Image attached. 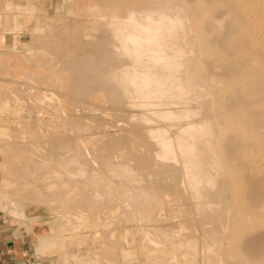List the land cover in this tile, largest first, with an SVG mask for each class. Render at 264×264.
Here are the masks:
<instances>
[{
  "label": "rangeland",
  "instance_id": "1",
  "mask_svg": "<svg viewBox=\"0 0 264 264\" xmlns=\"http://www.w3.org/2000/svg\"><path fill=\"white\" fill-rule=\"evenodd\" d=\"M137 1L0 0V127L8 129V138L0 140V161L7 165L0 168L10 169L1 175L41 187L61 210H74L58 218L35 201L21 208L54 234L60 224L57 239L75 237L65 243L74 260L66 261L57 248L39 252L49 264H243L244 234L253 227L252 220L238 222L237 214L246 213L249 195L242 208L233 191L213 196L234 180L219 175L215 161L225 129L231 133L223 120L229 113L211 109L217 96L212 87L185 79L190 54L184 39L180 57L163 61L160 79L141 75L132 81L130 54L140 47L141 56L151 52L152 31L142 25L144 8L135 7ZM145 1L159 13L161 0ZM163 3L169 7L168 0ZM173 8L168 11L175 19ZM198 160L204 161L196 164L204 167L200 174L193 165ZM206 183L211 188L204 191ZM24 190L25 197L36 195ZM13 205L8 207H18ZM219 212L237 216L234 224L217 222ZM72 220L83 228L71 229Z\"/></svg>",
  "mask_w": 264,
  "mask_h": 264
},
{
  "label": "bare ground",
  "instance_id": "2",
  "mask_svg": "<svg viewBox=\"0 0 264 264\" xmlns=\"http://www.w3.org/2000/svg\"><path fill=\"white\" fill-rule=\"evenodd\" d=\"M137 2L138 3L135 7L144 8L142 25L149 29V31H152L150 32L151 52L146 56H141L144 49L140 47L137 53L130 54L131 57H129L128 60L133 63V67L136 71L132 81H136L141 75H143L147 81H152L155 78L160 79L165 73L163 61H170L171 59L176 58V56L180 57L181 50L183 51L187 45L189 49L186 48L185 52L188 50L190 56H187L185 53L186 58L188 57L187 61L189 63V68L187 69L188 72H185L187 75L185 79H190L191 84L194 87H198L199 83H196V80L198 79H201L202 84L212 87L217 95L214 97V103L210 106L214 112L217 113V110L220 111L218 107H221L222 110H226L229 114L234 112L233 115L228 114L224 119L221 117L228 125L227 130L229 129V132L231 133L229 134L225 129L226 133L225 135L223 134L224 137L221 138L223 140L222 147L218 150V153L216 154L217 159H215L216 163L220 165V170H218L219 175H228L230 179L232 178L234 180L230 186L226 185L232 180H230L229 177L227 178L229 181L223 183V185L225 184L229 187L226 191H223L219 187L222 184L218 182L219 188L217 187V196L214 194L216 191L213 193V196L217 197L218 200L219 197L222 198L227 192L233 191L236 193V196L235 194L234 196L236 197V201H238L237 204L241 206L245 200L247 201L245 195H249L248 202H251V204L249 203L250 205L248 206H250V208H246L248 206H243L246 213H243L240 210L238 211L239 213L237 212L238 217L236 216L239 220L238 222L242 224L252 220V231H248L244 234L246 237L245 244H247L245 247L247 248H243V245L241 244V251L246 252L248 255V260H244L243 264H264V231H261L262 229L258 227V225L256 226L258 220V223L261 224L262 227L264 226V0H168L169 7H166L167 4L165 3V5L163 0H161L158 5L159 13H157L156 10L155 12L153 9L151 10L153 12L148 10L151 7L149 2L145 0ZM148 4L150 5L149 7ZM155 6L156 5L153 7ZM171 7H175L173 8L175 13L173 11L174 14H172L175 16V19L171 18L172 9L171 11H168ZM166 11L170 14H167ZM154 12L159 16L156 17L159 21L155 18L158 22H155L154 20ZM151 13L153 14L151 15ZM166 21L169 22V24H167ZM158 29L159 31H157ZM155 31H157L158 34H155ZM183 39L186 40V44H184L185 46L183 45L184 48L182 46ZM77 43L79 42L77 41ZM79 44L80 46L82 45L81 43ZM170 45L171 47H175L173 48V50L175 49V52L172 50L174 53L170 52L172 49L170 48ZM181 47L183 49H181ZM182 55H184V53H182ZM194 66L196 68H194ZM189 74L190 76H188ZM137 99H141V96ZM209 108L207 109L206 114H208V110H210ZM218 125H220L218 129L220 130L221 128L220 132H223V125L219 124V122ZM216 130L215 133L218 135L219 130ZM87 149H89V147H87ZM47 153H51L50 150ZM95 153V157H97V152ZM202 153L204 154L203 151ZM45 154H43V157ZM209 154L207 157H209ZM206 155L207 154H205V156ZM201 156L204 155H200V157ZM212 156L213 155H210L211 160L213 159ZM204 157L201 158L206 160L205 163H207V160H210V157L208 159L207 157L206 159ZM211 160L208 162H212ZM201 162L204 161L198 160L193 163L196 167L194 170H198ZM197 163L199 164V167L196 165ZM205 163H202V166L209 164ZM203 168H200L198 172H195L200 174V171ZM205 168L207 170V167ZM11 172L13 171L11 170ZM195 172L194 174H196ZM206 174H208V172L204 171V175ZM13 175H15V173ZM204 178L200 181L202 182L201 184H203ZM221 180H223V178ZM204 185L207 186L208 183ZM204 185L202 186L205 189ZM19 188L22 187L20 186ZM208 188L211 187L208 185L204 191ZM32 189L36 193V195L33 193L35 195L33 197L35 203L41 206H46L57 213L65 214L68 212L75 214L74 210H61L60 208L64 207L60 206L61 203L46 201L42 196L43 193H41V187L36 186L35 188L32 187ZM213 189H210L209 191H213ZM214 190H216V188ZM209 191L204 192V194H208ZM22 192L23 191H21V193ZM21 193L20 195H22ZM224 198L222 200H224ZM214 200H216V198ZM227 200L228 199L224 201ZM28 203L30 202L28 201ZM233 205H236V203ZM81 206H83V204ZM115 206L117 207V205ZM213 206L215 205H212V208ZM240 206L239 208H242V206ZM111 207H109L110 210ZM210 207H208V212L213 210L212 208L210 210ZM85 209L86 208L82 210L85 211ZM80 210L81 209H76V211ZM106 210L108 209L106 208ZM216 210L218 211L219 209L217 208ZM107 212H109V210ZM213 212H215V210ZM220 213L221 212H219L216 219L217 222L222 221L224 223L225 221H229L230 223H233L235 221L236 217H234V215L231 214V217H229L230 215L227 217L224 213V216L222 214V216H220ZM261 219L263 224L260 223ZM255 226L260 228V230L255 228ZM241 243H244V241H241ZM245 249H250L251 252L248 253V250L246 251ZM219 258L220 260H223L221 257ZM175 260L177 259L175 258ZM200 261H203V259ZM216 262H218V264L219 262L220 264L223 263L222 261H217V259ZM171 264L174 263L171 262Z\"/></svg>",
  "mask_w": 264,
  "mask_h": 264
},
{
  "label": "crops",
  "instance_id": "3",
  "mask_svg": "<svg viewBox=\"0 0 264 264\" xmlns=\"http://www.w3.org/2000/svg\"><path fill=\"white\" fill-rule=\"evenodd\" d=\"M7 130L8 129L0 127L1 141L8 138L5 136L8 133ZM1 146L2 145L0 143V148H2ZM3 151L4 149H0V153H3ZM0 165L4 166L7 164L5 163V161H3L2 163L0 161ZM7 168L5 167V170L0 168V264H49V261L47 263V258L39 252H41L42 250L51 251L55 248L66 253V255L64 256L66 261L69 260V258L72 259L73 257H76V255H74L73 253L68 254V250L65 247V243H67V241H71L73 243V241L75 240V237L72 234H64L62 236L63 239H57L58 234L60 233L62 228L60 224L57 225L58 230L54 234L51 232L50 226L46 227L45 224H43V222L37 218L39 217L38 215L34 216L33 219H31L28 217L25 211L21 209L22 206H25L28 203L21 202V198L23 199L24 197L27 201H35L32 197L29 198L24 196V189L33 190V186H30V184H26L19 179H13L9 178L6 175H1V173L10 170ZM48 185L49 187H55L56 183L49 182V184L47 183V186ZM20 186L22 188H19ZM27 187H29L30 189ZM19 190H23V192L21 193V191ZM20 193L22 195H20ZM42 196L44 199H46V201L52 202V200L46 198L43 194ZM10 203H13V206H18L19 208L8 207L10 206ZM51 212L58 215V218L62 215H67V213L61 214L55 212L54 210H51ZM72 222V226H74V228H71L68 224L64 225L65 228L69 229L68 227H70L74 231L83 228L84 224L75 223L73 220ZM36 235L39 238L38 246L36 245ZM50 264L57 263L50 262ZM88 264L98 263L92 260V262H88Z\"/></svg>",
  "mask_w": 264,
  "mask_h": 264
}]
</instances>
